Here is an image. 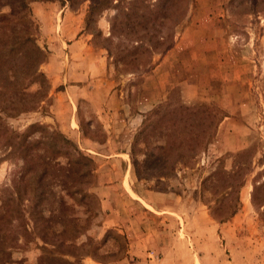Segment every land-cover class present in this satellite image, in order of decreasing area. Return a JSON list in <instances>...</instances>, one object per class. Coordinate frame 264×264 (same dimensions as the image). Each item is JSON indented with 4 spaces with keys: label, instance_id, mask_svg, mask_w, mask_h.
<instances>
[{
    "label": "rangeland",
    "instance_id": "rangeland-1",
    "mask_svg": "<svg viewBox=\"0 0 264 264\" xmlns=\"http://www.w3.org/2000/svg\"><path fill=\"white\" fill-rule=\"evenodd\" d=\"M128 1L111 0L112 8L103 9L96 22L91 23L89 32L85 29L83 32L89 36L94 55L102 59L106 70L99 77L101 81L96 83L98 88L94 94L113 88L114 95H117L114 96L118 100L116 103H124L135 111L144 78L161 57L154 56V62H157L151 71L140 76L126 72L124 64L128 60L137 63L143 53L116 57L127 40L119 33L110 37L111 18L122 8H130ZM138 1L135 0L136 4ZM116 3H120L119 8L115 7ZM88 5V0L31 3L32 17L39 28L37 43L47 51V60L51 53L48 49L50 41L58 42L56 37H52L55 25L62 24L64 20L72 23L76 18L77 23L85 27ZM204 5L209 9L217 7L221 14L219 30L230 40L234 55L248 63L246 73L239 81V86L244 84L245 96L242 90L236 88L233 91L234 99L245 103L247 113L243 118L232 115L212 96L206 99L196 94L194 89L186 93L181 87L171 89L160 102L169 99L173 103L203 102L216 106L224 113L220 123L230 117L241 120L240 136L246 138V145L236 148L237 145L231 151L215 148L219 123L213 142L195 158H186L170 172L142 167L135 172L133 160L140 161L143 156L138 152L133 158L131 149L140 126L129 144H103L108 136L103 123L111 117L99 113L101 109H95L88 98L78 95L75 83L69 86L67 82L58 81L59 84L53 86L44 62L40 70L46 75L47 87L42 85L40 89L34 84L24 92L27 99H32L40 89V95L45 94L40 106L32 112L5 117L2 127L10 138L12 132L22 133L30 125L39 124V128L31 130L34 133L27 141L38 135L45 137L53 132L61 133L92 163L69 164L73 157L60 154L54 148L52 151L47 142H34L26 160H22L14 150L10 153L4 134L0 136V264H85L88 261L111 263L120 260L126 255L127 239L121 228L108 225V219L112 212L127 203L136 206L144 217L177 220L180 235L189 234L195 242L191 241L194 247L198 241L213 237L219 248L217 262L215 257L208 260L210 257L202 256L200 264H264V0H206ZM201 6L197 0H189L186 17L176 30L174 40L190 19L192 11ZM141 11L142 6L139 8ZM8 12V6L2 5L0 0V13ZM98 29L101 33L93 35ZM108 48L114 58L107 57L105 49ZM51 68L58 73L63 71L59 64ZM64 87L70 91H63ZM59 91L62 95L57 97ZM100 97L94 98L101 100L98 101L100 106L109 103L106 97ZM0 130L3 133L1 127ZM114 135L121 136L118 131ZM116 152L119 154L117 157L114 155ZM52 155L56 156L54 160ZM26 161L34 165L27 170L32 175L41 172V166L49 162L56 164L57 168L51 167L48 172L58 173L43 178L47 183V198L42 205L31 209L35 213L31 217L33 219H11L4 216L3 202L7 200L13 207L9 212L14 213L19 207L18 196L25 200L32 194L24 189V181L29 178L20 179ZM242 177L245 180L240 186ZM254 184L258 188L256 204L251 200ZM238 189L240 204L236 213L219 222L217 218L225 216L223 209H227V204L234 205ZM35 190H38L37 183ZM230 192L233 193L228 195ZM24 200L20 207L28 215L30 208L25 206ZM213 206L217 209L212 210Z\"/></svg>",
    "mask_w": 264,
    "mask_h": 264
},
{
    "label": "trees",
    "instance_id": "trees-1",
    "mask_svg": "<svg viewBox=\"0 0 264 264\" xmlns=\"http://www.w3.org/2000/svg\"><path fill=\"white\" fill-rule=\"evenodd\" d=\"M37 1L54 0H1L2 5L8 6L9 12L0 13V127L3 130V133L0 130V136L4 134L3 138L7 140L10 153L12 154L14 150V153L22 157V160H26L34 142H47L52 151L54 148L60 154H70L73 158H70L69 164L80 162L89 164L92 160L84 156L74 143L61 133L53 132L45 137L38 135L37 138L27 141L34 133L31 130L39 128V124L30 125L22 133L12 132L10 138L2 127V124L5 125V117H15L38 109L45 96V94L40 95V89L42 85L44 88L47 87L48 80L45 73L40 70V65L46 61L47 51L37 43L39 28L32 17L30 7L32 2ZM66 1L72 2V0ZM88 1L89 5L84 18V29L87 32L103 9L112 8L111 0ZM128 5L130 8H122L111 18L110 37L119 33L122 34L123 39L127 40L116 57L143 53L137 63L128 60L124 64L126 72L140 76L151 71L157 62H154V56L162 57L174 46V35L186 17L189 0H155V2L139 0L137 4L135 0H130ZM119 6L120 3L115 4V7L119 8ZM140 6L143 7L141 12H139ZM96 33L100 34L101 31L98 29L92 34ZM130 42L132 44H129ZM105 51L107 57H115L109 48ZM34 84L40 86V89L36 91L38 94L35 92L32 99H27L24 92ZM223 117L224 113L218 107L203 102L187 105L181 101L173 103L167 99L158 103L143 115L132 142L133 158L138 152L143 156L140 161L134 158L135 172H138L140 167L156 169L158 172H170L178 164L184 163L186 158H195L213 142ZM55 155L51 156L52 160L56 157ZM24 163L26 164L22 167L20 179L29 178L24 181V189L31 191L32 194L25 200L21 195L18 196L19 207L14 213L9 212L13 209L11 204L7 200L3 202L4 216L8 215L11 219L15 217L30 219L35 216L31 209L42 205L47 198V183L43 182V178L58 173L48 172L51 167L57 168L56 164L49 162L41 166V172L32 175L31 172L27 173V170L34 165L27 161ZM88 173L92 172H84V174ZM244 180L242 177L240 186L243 185ZM36 183L38 190H35ZM257 193L258 188L254 184L251 194L254 204H256ZM23 200L26 201L25 206L30 208L28 215L20 207L24 205ZM239 201L238 189L235 191L234 205L227 204V209L222 208L225 216L218 217L219 222H223L224 219L236 213ZM211 208L215 210L217 206Z\"/></svg>",
    "mask_w": 264,
    "mask_h": 264
},
{
    "label": "crops",
    "instance_id": "crops-1",
    "mask_svg": "<svg viewBox=\"0 0 264 264\" xmlns=\"http://www.w3.org/2000/svg\"><path fill=\"white\" fill-rule=\"evenodd\" d=\"M197 1L202 6L192 11L190 19L178 33L174 46L159 58L152 71L145 76L135 111H131L130 106L124 103H116L118 100L114 97L117 95H114L113 88L104 89L95 96L98 88L96 83L106 70L103 69L102 59L94 55L88 42L89 36L83 32L84 27L80 22L77 23L74 18L72 23L64 20L62 24L55 25L52 37H56L58 42L50 41L48 49L51 53L44 68L50 73L53 86L58 85V81L67 82L69 86L75 83L78 95L88 98L95 109H101H97L99 113L111 117L103 123L108 133L103 144H129L143 115L175 87H181L186 93L194 89L196 94L206 99L212 96L216 103L232 115H241L243 118L247 113L245 103L234 99L233 91L236 88L242 90L245 96L244 84L239 86V81L246 73L248 63L234 55L230 40L219 30L221 14L217 7L209 9L204 5L206 0ZM56 64L63 68L61 73L52 70L51 67ZM64 88L63 91H70ZM59 95H62L60 91L56 96ZM99 95L100 98L106 97L110 104L100 106L98 101L101 100L94 99ZM242 125L236 117L225 118L219 125L214 147L221 151H231L237 145L236 148L245 146L246 138L240 136ZM115 131L121 136L114 135ZM114 155L117 157L119 154L116 152ZM141 214L136 206L127 203L112 212L108 219V225L118 226L126 236L127 250L122 259L111 263L88 261L85 264H200L202 256L210 257L208 260L215 257L217 262L219 248L213 237L198 241L194 247L191 243L193 238L190 239L189 234L180 235L177 220L173 222V218L144 217ZM173 224L175 226L172 229Z\"/></svg>",
    "mask_w": 264,
    "mask_h": 264
}]
</instances>
